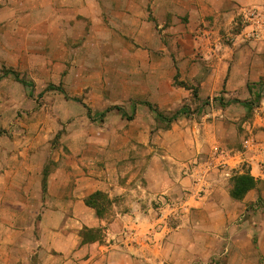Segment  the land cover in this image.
I'll return each mask as SVG.
<instances>
[{"label":"crops","instance_id":"obj_1","mask_svg":"<svg viewBox=\"0 0 264 264\" xmlns=\"http://www.w3.org/2000/svg\"><path fill=\"white\" fill-rule=\"evenodd\" d=\"M0 43L6 52L0 65L25 68L39 54L45 67L55 60L60 75L73 54L141 55L157 76L178 75L195 86L200 101L221 94L229 101L255 98L250 110L256 114L245 126L264 139V0H0ZM168 87L158 94L160 105H179L192 95ZM226 106L193 126L173 125L167 151L152 149L150 158L137 151L135 160L129 146L97 143L84 108L78 122L85 131L69 130L67 153L63 146L51 154L55 167L40 198L37 252L44 260L38 264H211L217 255L221 264H260L264 211L247 205L264 199V143L238 151L235 166L247 161L259 189L233 199L222 157L213 162L210 156L238 120L233 112L249 109ZM121 138L128 142L129 132ZM43 169V163L27 168L26 160L0 174V253L5 245L14 251L17 235L34 233L31 219L15 213L22 203H10L6 188L43 183ZM96 192L112 200L110 221L85 202ZM86 227L105 228L103 241L83 243ZM0 264L15 263L0 254Z\"/></svg>","mask_w":264,"mask_h":264},{"label":"rangeland","instance_id":"obj_2","mask_svg":"<svg viewBox=\"0 0 264 264\" xmlns=\"http://www.w3.org/2000/svg\"><path fill=\"white\" fill-rule=\"evenodd\" d=\"M4 45L0 43V54L6 53L3 50ZM38 55L26 61L25 68L24 65H0V174L16 170L18 166L24 165L26 160L27 168L31 166L32 169H39L43 163L44 173L54 169L55 162L51 159V154L63 146L67 153L69 149L65 145V137L69 130L81 131L80 133L85 131L82 127L84 124L78 122L84 108L87 109V114L88 108L92 111L90 125H93V136L97 143L113 140L121 147L119 149L129 146L133 152L130 159L135 160L137 151L147 158L152 156V149L162 152L166 148L167 151L170 146L166 133L173 125L178 123L183 128L193 126L201 117L217 107L227 109L226 105L231 101L223 94L200 101L194 96L192 88H196L195 86L182 81L178 75L175 78L167 75L157 76L153 73L151 62L147 64L141 55L135 57L134 54H73L66 62V69L61 75L55 60H48L46 68V59L39 58ZM122 66L126 70L123 74L120 73ZM159 66H166V61L161 60ZM68 74L70 78L65 83L64 79ZM181 82L186 83L189 88L181 85ZM168 86L175 90H189L192 95L179 101V105H160V96ZM156 87L157 92L153 93ZM252 101L256 103L255 98ZM147 102H150L154 109H151ZM109 108L113 109L107 111ZM182 108L188 113L178 115L176 120L168 119ZM255 114L254 110H235L232 115L238 120L234 125L230 124L232 131L224 134L219 145L213 149L214 154L210 156L213 162L216 157H222L220 163L230 178V190L233 187V177L250 172L247 161H242L239 167L235 166L238 151H246L252 145L264 143V139H257L245 126L247 120ZM125 132L130 134L128 142L121 138ZM74 140L78 143L81 141L79 138ZM7 181L11 183L12 178ZM24 183L27 185L7 187V199L10 203H22L18 205L20 209L15 213L31 219L30 227L32 226L34 233L17 235L14 251L5 245L0 254L9 257L11 263L23 264L26 261L27 264H38L44 260V255L40 257L37 252L43 183L38 181L37 185L34 180ZM258 184L259 181L254 189H259ZM103 202L106 208L105 217L109 220L113 214V206ZM247 210L264 211V199L261 197L249 203ZM104 229L100 228L97 233L83 229L81 237L103 241L106 235ZM258 243L259 237L255 236L253 244L256 248ZM222 260L223 258L217 255L209 260V263L221 264ZM259 262L264 264L262 253Z\"/></svg>","mask_w":264,"mask_h":264},{"label":"trees","instance_id":"obj_3","mask_svg":"<svg viewBox=\"0 0 264 264\" xmlns=\"http://www.w3.org/2000/svg\"><path fill=\"white\" fill-rule=\"evenodd\" d=\"M181 85H183L186 88H189V86L184 83L181 82ZM252 86H249V88H251ZM194 91V96L197 98L198 97V91L197 88H192ZM252 91V90H251ZM256 99H260V96H257ZM233 102H237V103H243L245 105V107H247L249 110L253 108V102L251 101H241V100H233L230 101L228 104H231ZM147 105L151 108L154 109L153 105L150 102H147ZM118 109H121L119 107H117ZM113 108H109L107 111L111 110ZM187 114L188 111L185 108H182L181 110H179L175 115H173L171 118H168L169 120H176L177 116L180 114ZM88 116L90 118H92V111L90 108H88ZM159 117H162L160 114H158ZM46 173L44 175V181H43V192H47V183H46ZM257 179L251 175V173H245L242 175H238L236 177L232 178V182H233V187L230 190V195L233 199L236 200H242L244 199V197L246 196V194L253 190L256 185H257ZM106 199V200H105ZM103 201H106L107 204L112 205V200L107 196V194L103 193V192H96L95 194L87 197L85 199V202L87 204V206H90L92 208H95L97 211V214L100 217H105L106 215V208H105V204ZM86 231L88 232H100V228L98 229H90V228H84ZM82 233V232H81ZM84 237V235H83ZM96 238H92L90 240H86L83 238V243H88V242H93V241H97L95 240Z\"/></svg>","mask_w":264,"mask_h":264},{"label":"built area","instance_id":"obj_4","mask_svg":"<svg viewBox=\"0 0 264 264\" xmlns=\"http://www.w3.org/2000/svg\"><path fill=\"white\" fill-rule=\"evenodd\" d=\"M249 14H250V16L252 17L254 14H255V12H251V11H249Z\"/></svg>","mask_w":264,"mask_h":264}]
</instances>
